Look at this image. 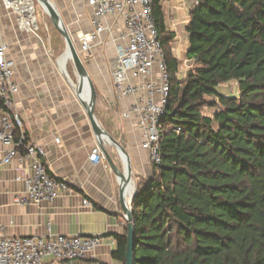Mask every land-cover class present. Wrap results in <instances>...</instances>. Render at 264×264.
Returning <instances> with one entry per match:
<instances>
[{
    "label": "trees",
    "instance_id": "obj_1",
    "mask_svg": "<svg viewBox=\"0 0 264 264\" xmlns=\"http://www.w3.org/2000/svg\"><path fill=\"white\" fill-rule=\"evenodd\" d=\"M189 24L184 77L165 51L162 161L137 181L134 264H264V0H198ZM232 81L238 92L222 93ZM126 234L113 253L124 263Z\"/></svg>",
    "mask_w": 264,
    "mask_h": 264
},
{
    "label": "crops",
    "instance_id": "obj_2",
    "mask_svg": "<svg viewBox=\"0 0 264 264\" xmlns=\"http://www.w3.org/2000/svg\"><path fill=\"white\" fill-rule=\"evenodd\" d=\"M197 1L160 0L162 25L166 35L170 36L165 51L178 59L175 73L179 78L184 77L193 65V60L188 57V28ZM71 2L78 7L67 25L78 44L80 36L92 30L93 11L87 0ZM0 25L15 62L14 78L19 84L14 111L21 116L28 141L44 147L46 154L41 159L49 171L67 184L54 202L15 203L16 193L23 192L26 187L25 181L17 178L25 175L32 159H23L19 155L10 164H5L2 160L5 148L1 147L0 223L11 236L46 235L49 225L57 234L100 235L103 242L93 253L67 264H125L113 255L118 245L116 234L127 232L120 181L106 160L95 165L88 158L98 141L86 110L59 66L55 48H48L39 35L21 30L15 16L8 13L1 2ZM86 60L89 75L105 97L102 103L96 101V116L126 148L137 185L141 177L152 175V161L148 150L142 147L141 128L134 119L122 116L130 99L120 98L115 91L112 73L119 59L115 44L107 34L103 35L100 44L94 45ZM56 137L60 139L59 143L55 142ZM107 149L122 168L117 148L108 143ZM84 200L88 204H84ZM46 264L54 263L49 260Z\"/></svg>",
    "mask_w": 264,
    "mask_h": 264
},
{
    "label": "built area",
    "instance_id": "obj_3",
    "mask_svg": "<svg viewBox=\"0 0 264 264\" xmlns=\"http://www.w3.org/2000/svg\"><path fill=\"white\" fill-rule=\"evenodd\" d=\"M4 9L12 13L18 27L37 34L38 12L36 0H0ZM154 0H87L93 11L91 32L80 36V54L89 55L104 34L115 44L118 65L113 69L114 88L122 99H130L122 116L132 118L142 130V147L147 149L152 163L160 164V120L167 112L171 93V74L167 57L155 23ZM15 62L10 55L0 25V148H5L3 163L15 157L32 159L25 175L26 187L16 193L20 205L54 202L66 188V181L53 175L41 159L43 146L29 142L21 116L14 111L19 84L14 78ZM59 138L55 142L59 143ZM24 151L22 153L21 151ZM22 154V155H21ZM88 158L93 164L105 160L98 144ZM88 204L87 200L83 201ZM103 242L96 235L57 234L48 228L46 235L11 236L0 223V264H67L93 253ZM104 264V263H97Z\"/></svg>",
    "mask_w": 264,
    "mask_h": 264
},
{
    "label": "water",
    "instance_id": "obj_4",
    "mask_svg": "<svg viewBox=\"0 0 264 264\" xmlns=\"http://www.w3.org/2000/svg\"><path fill=\"white\" fill-rule=\"evenodd\" d=\"M41 6L44 4L52 13H49L54 27L57 28L59 34L61 35L64 44H66V49L63 51L61 56L58 58V63L60 68L62 69L65 77L68 78L70 85L76 93L77 98L79 99L80 103L82 104L83 108L86 110L90 125H92V129L96 140L98 141V145L100 146L103 155L105 157L106 162L108 163L111 171L115 173L120 181L121 185V193H122V202L121 206L123 207V213L125 221L127 222V234L126 237L128 238L127 241V248H126V261L125 264H134V248L136 245V238H135V227L134 222L132 220L133 215V205L132 201L137 194L134 173H132V163L131 157L128 155L126 148L122 144L120 140L115 138L111 135L103 125L100 124L97 116H96V101L98 92H96L95 85L93 84V80L89 75L84 60L81 59V55L78 49V46L74 44V40L72 35L67 28L63 16L60 11H58L55 3L52 0H36ZM66 55V66H62L60 64V59L62 56ZM69 59L73 60L75 70L78 76L76 81V85L73 84V80L68 75L67 71V64ZM88 97L91 98V101L88 100ZM113 144L119 153V156L122 159L123 167L121 168L116 163L114 157H111L108 149L107 144ZM130 186L133 189L129 196L124 194V186Z\"/></svg>",
    "mask_w": 264,
    "mask_h": 264
},
{
    "label": "rangeland",
    "instance_id": "obj_5",
    "mask_svg": "<svg viewBox=\"0 0 264 264\" xmlns=\"http://www.w3.org/2000/svg\"><path fill=\"white\" fill-rule=\"evenodd\" d=\"M52 1L55 3L58 11L61 12L67 28L70 29L67 25V22L69 18L74 13H76V9L78 6H74V4H72L71 2L72 0H52ZM36 3H37V12H38L37 34L41 38L42 42H44V44L47 45L48 48H52V47L55 48L56 58H59L63 53V51L66 49V45L64 44L62 37L59 34L57 28L54 27V23L50 14L45 11V9L41 6V4H39L37 1ZM76 46H78V44H76ZM80 55H81V59L84 60V63L86 65L87 55L84 54H80ZM67 71H68V75L71 76L73 80L77 81L78 76L75 70L73 60L71 59H69V62L67 64ZM93 84L95 85L96 92H98L97 102L102 103V101L105 100L104 99L105 97L103 96V92L96 87V84L94 82ZM219 89L224 94L225 93L232 94L238 92L239 88L237 87V84L232 81V82H225V84L220 85ZM213 111L214 109L211 106L205 107L203 109V113L207 115L213 113Z\"/></svg>",
    "mask_w": 264,
    "mask_h": 264
},
{
    "label": "bare ground",
    "instance_id": "obj_6",
    "mask_svg": "<svg viewBox=\"0 0 264 264\" xmlns=\"http://www.w3.org/2000/svg\"><path fill=\"white\" fill-rule=\"evenodd\" d=\"M42 7L45 9L46 12H48V13H52V12L50 11V9H48L44 4L42 5ZM60 60H61V62H60L61 65H62L63 67L66 66V61H67V60H66V55L62 56ZM70 78H71V77H70ZM71 79H72V78H71ZM73 84L76 85V83H75L74 81H73ZM88 100L91 101V98L88 97ZM124 189H125L124 192H125L126 196H129L130 193H131L132 190H133V189L131 188V185H130V186L128 185V186H126V187L124 186Z\"/></svg>",
    "mask_w": 264,
    "mask_h": 264
}]
</instances>
